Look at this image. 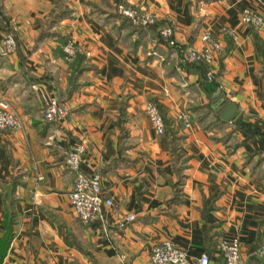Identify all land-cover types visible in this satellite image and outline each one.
<instances>
[{"label":"crops","instance_id":"crops-1","mask_svg":"<svg viewBox=\"0 0 264 264\" xmlns=\"http://www.w3.org/2000/svg\"><path fill=\"white\" fill-rule=\"evenodd\" d=\"M119 4L156 19L135 26ZM243 8L262 24L244 23ZM206 29L221 50L212 63L186 60ZM5 32L18 45L0 53V97L23 126L0 129V264H153L166 238L191 264L203 253L225 264L220 243L234 236L245 264H264V0H0V43ZM50 96L69 106L64 118L44 119ZM78 145L79 169L98 173L112 199L92 222L68 199L64 155Z\"/></svg>","mask_w":264,"mask_h":264},{"label":"built area","instance_id":"built-area-1","mask_svg":"<svg viewBox=\"0 0 264 264\" xmlns=\"http://www.w3.org/2000/svg\"><path fill=\"white\" fill-rule=\"evenodd\" d=\"M118 11L126 16L134 25H148L156 19L154 12L132 5L119 4ZM241 20L244 23L259 26L263 22V17L250 8H243L241 11ZM221 31H226V27L222 26ZM161 34L163 36H169L171 29L164 27L161 30ZM200 39L203 45L200 48L188 47L184 53V58L191 62L203 61L212 63L221 50L222 44L210 29L204 30L201 33ZM16 46L17 41L13 32H5L0 43V53H13L16 50ZM63 51L64 57L67 60H72L76 56L78 48L74 45L73 39H69L63 45ZM207 75H211L210 72ZM42 112L45 120L54 121L64 118L69 112V106L66 102L60 101L56 96H50L45 100ZM146 112L156 133L159 135L163 134L165 131L164 120L158 106L154 102H149ZM177 119L188 124V115L186 112L179 113ZM22 126V121L16 115L9 102L5 98L0 97V129H20ZM82 150L83 146H74L67 150L64 155L65 165L75 172L72 187L68 192V199L77 218L83 222H92L102 217L103 211L112 205V199L105 196L101 185V176L98 173L86 174L79 169ZM34 194L36 195L37 192L35 191ZM134 217L135 214L131 213L125 217V220L128 221ZM220 249L225 258V264H245L241 257L240 241L237 236L222 241L220 243ZM257 253L264 257V237L258 247ZM151 260L153 264H191L186 250L177 246L167 238L157 242L153 246ZM208 261V255L203 253L197 264H208Z\"/></svg>","mask_w":264,"mask_h":264},{"label":"trees","instance_id":"trees-1","mask_svg":"<svg viewBox=\"0 0 264 264\" xmlns=\"http://www.w3.org/2000/svg\"><path fill=\"white\" fill-rule=\"evenodd\" d=\"M134 25V24H133ZM149 25V24H148ZM148 25H135V26H141V27H146V26H148ZM255 44H256V48L257 49H260L261 50V48H260V46L259 45H257L258 43L257 42H255ZM17 45H18V43H17ZM16 49H17V46H16ZM201 62H203V61H201ZM203 63H205V62H203ZM205 65V64H204ZM206 66V65H205ZM60 101H63L62 99H60V98H58ZM160 111V110H159ZM161 112V111H160ZM162 114V113H161ZM163 117V116H162ZM164 126H165V124H164ZM165 129H166V127H165ZM13 213H12V211L11 210H9V208H6V217H5V225L7 226V228H8V231L10 230V228H11V224L12 223H14V218H13ZM10 232L6 235V237H9L10 236Z\"/></svg>","mask_w":264,"mask_h":264},{"label":"water","instance_id":"water-1","mask_svg":"<svg viewBox=\"0 0 264 264\" xmlns=\"http://www.w3.org/2000/svg\"><path fill=\"white\" fill-rule=\"evenodd\" d=\"M229 112L223 117L224 120H230L237 111L236 105L232 102L229 103Z\"/></svg>","mask_w":264,"mask_h":264}]
</instances>
